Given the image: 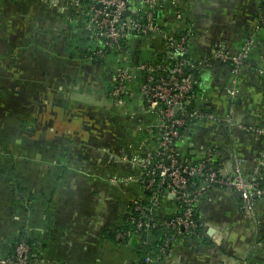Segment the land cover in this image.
Listing matches in <instances>:
<instances>
[{
    "label": "crops",
    "instance_id": "obj_1",
    "mask_svg": "<svg viewBox=\"0 0 264 264\" xmlns=\"http://www.w3.org/2000/svg\"><path fill=\"white\" fill-rule=\"evenodd\" d=\"M164 6L174 32H191L194 109L218 120L185 130L175 141L180 158L196 161L210 151L229 174L234 152L246 174L264 172V137L248 130L264 131V78L257 73L264 66V0ZM68 15L63 0H0V258L22 236L36 250L34 264H141L140 241L113 234L131 202L143 198L132 160L154 140L157 117L138 76L113 96V72L124 61L94 55L97 40L69 27ZM248 38L252 50L238 75L212 58L213 50L236 51ZM163 49L160 38L134 37L128 57L153 61ZM175 211L165 199L162 217ZM197 212L199 234L172 241L161 264H264V199L249 218L235 192L215 188L201 196Z\"/></svg>",
    "mask_w": 264,
    "mask_h": 264
},
{
    "label": "built area",
    "instance_id": "obj_2",
    "mask_svg": "<svg viewBox=\"0 0 264 264\" xmlns=\"http://www.w3.org/2000/svg\"><path fill=\"white\" fill-rule=\"evenodd\" d=\"M63 1L69 6V27H80L87 38L102 42L100 48L94 50V55L102 58L108 52L116 53L124 60V65L115 71L113 96L123 95L128 82L138 76L139 93L157 117L158 130L154 140L143 146L132 160V164L140 170L134 181L139 183L143 198L131 202L127 209L131 227L119 231L115 235L116 240L140 241L143 232L148 235L154 228L163 225L166 230L172 231L160 249L164 251L178 237L197 236L199 224L194 221L197 204L201 196L215 188L235 192L245 216L253 218L256 200L264 199L262 170L246 174L242 159L233 152L232 171L223 174L214 166L216 154L213 152L207 151L202 159L191 161L181 159L174 150V142L180 138L181 130H188L200 121L218 120L213 114L185 109L193 100L194 82L190 76L194 66L188 54L191 32L185 29L177 33L168 24L155 21V17L162 12V4L172 0ZM176 13L180 15V11ZM141 36L161 39L164 45L161 61L133 63L128 59L129 50L120 53L123 39L128 41ZM251 50L252 42L248 38L236 51L213 50L212 58L232 64L236 76ZM257 73L264 78V66L257 68ZM235 86L236 78H233L228 90L231 98L235 96ZM248 130L256 137H264L261 129ZM165 199L172 200L176 206V214L174 212L168 220L160 212ZM28 255L29 246L21 241L14 247L13 254L0 258V264H26ZM161 262L160 254L143 258L144 264Z\"/></svg>",
    "mask_w": 264,
    "mask_h": 264
},
{
    "label": "trees",
    "instance_id": "obj_3",
    "mask_svg": "<svg viewBox=\"0 0 264 264\" xmlns=\"http://www.w3.org/2000/svg\"><path fill=\"white\" fill-rule=\"evenodd\" d=\"M169 6H164V4H162V12L157 15L155 17V21L159 22V23H165V20L167 21V19L169 17H166V15H169V10L168 9ZM172 10V9H171ZM171 12V11H170ZM131 40H128V41H125V39H123L121 41V44H120V53L124 54V51L125 50H128L129 47H130V44H131ZM98 42V47L102 45V42L100 40H97ZM97 47V48H98ZM110 54H114V53H106L104 57H107L109 56ZM114 55L117 56V54L115 53ZM129 59V58H128ZM132 59L130 58L129 61H131ZM162 58H161V54H159V56L153 60V61H148L146 60L147 62H157V61H161ZM124 61V60H123ZM133 61V60H132ZM131 61V62H132ZM141 62V61H140ZM125 63V62H124ZM133 63H137V62H134ZM139 63V62H138ZM192 71V70H191ZM195 86V85H194ZM193 90H194V87H193ZM193 90H192V93H193ZM194 95V94H193ZM186 110H194V100H192V103L190 105H187L185 107ZM189 124H192L191 122H189ZM193 125H191L192 127ZM190 127V128H191ZM183 132L184 130H181V136L183 135ZM180 136V137H181ZM174 150H177L176 149V146H175V142H174ZM214 166L217 167V163L214 162ZM178 208L180 206H177ZM137 215V213H134V215ZM176 214V212L174 213ZM173 215V214H172ZM171 215V216H172ZM194 221L195 222H199L198 220V212L196 210V213H195V217H194ZM199 224V223H198ZM131 225L129 224V221L127 220V215L125 217V220H124V223L123 225L114 232L113 234V237L115 238V235L119 232V231H122L124 230L125 228H130ZM145 232H143V237L142 239L140 240L141 242L138 243V249H139V252L141 253V256H142V262L141 264H144L143 263V258L146 256V255H155V254H160L161 257L165 255V253L167 252L168 248L165 249L164 251H160L165 239L170 235L172 234V231L170 230H166L164 228L163 225L161 226H157L156 228H154L152 230V232H150L148 235L144 234ZM196 234L198 235L199 234V228L196 230ZM195 234V235H196ZM21 241H24L28 246H29V255H28V260H27V263L26 264H34V260H35V256H36V250L34 249V247L30 244V242H28L27 238L26 237H22L20 236L19 239L17 240V243L16 245L21 242ZM119 241V240H117ZM127 241V240H125ZM144 241V242H143ZM171 244V243H170ZM15 245V246H16ZM170 246V245H169ZM13 254V253H12Z\"/></svg>",
    "mask_w": 264,
    "mask_h": 264
},
{
    "label": "flooded vegetation",
    "instance_id": "obj_4",
    "mask_svg": "<svg viewBox=\"0 0 264 264\" xmlns=\"http://www.w3.org/2000/svg\"><path fill=\"white\" fill-rule=\"evenodd\" d=\"M69 16V15H68ZM117 69V68H116ZM116 69H114L113 75H114V86H115V71Z\"/></svg>",
    "mask_w": 264,
    "mask_h": 264
},
{
    "label": "water",
    "instance_id": "obj_5",
    "mask_svg": "<svg viewBox=\"0 0 264 264\" xmlns=\"http://www.w3.org/2000/svg\"><path fill=\"white\" fill-rule=\"evenodd\" d=\"M190 79H191V81H193V79H194V76H191V77H190Z\"/></svg>",
    "mask_w": 264,
    "mask_h": 264
}]
</instances>
